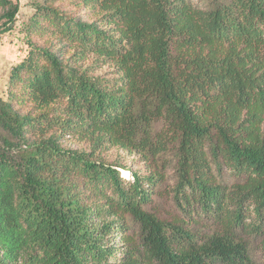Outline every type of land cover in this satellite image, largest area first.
Segmentation results:
<instances>
[{"label":"trees","instance_id":"trees-1","mask_svg":"<svg viewBox=\"0 0 264 264\" xmlns=\"http://www.w3.org/2000/svg\"><path fill=\"white\" fill-rule=\"evenodd\" d=\"M33 8L0 98V264H264V0ZM0 9L1 42L21 8ZM170 163L206 235L145 209Z\"/></svg>","mask_w":264,"mask_h":264},{"label":"rangeland","instance_id":"rangeland-1","mask_svg":"<svg viewBox=\"0 0 264 264\" xmlns=\"http://www.w3.org/2000/svg\"><path fill=\"white\" fill-rule=\"evenodd\" d=\"M13 1L20 3L21 10L17 16L18 20L15 29L11 33L4 35L0 42V98L2 99L7 98V87L13 68L28 54L25 27L34 12L33 5L36 0ZM1 12L2 10L0 9V14ZM65 145L73 149L84 148L78 140L73 139H69L65 142ZM101 155L106 161L111 163L120 162L126 166L132 165L135 171H143V164L139 162L141 156L137 153H130L118 147L105 146L101 150ZM170 159L172 160L171 154L163 155L158 161L159 165L164 161L167 163ZM145 165L150 169L157 166L154 161H149L148 164ZM164 167V180L155 188V192L152 194V201L145 209L161 220L176 223L180 222L183 223L185 229L199 235H206L212 229L210 221L198 213L193 216H185L181 212L175 202L172 192L177 182L174 163H170L168 167L167 164H165ZM122 173L124 176L130 177V174L125 172ZM129 225L132 227L133 233L138 235V226L136 223L129 220Z\"/></svg>","mask_w":264,"mask_h":264}]
</instances>
